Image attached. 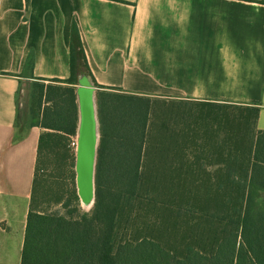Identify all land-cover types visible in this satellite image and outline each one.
I'll list each match as a JSON object with an SVG mask.
<instances>
[{"label":"trees","instance_id":"trees-1","mask_svg":"<svg viewBox=\"0 0 264 264\" xmlns=\"http://www.w3.org/2000/svg\"><path fill=\"white\" fill-rule=\"evenodd\" d=\"M81 76L93 77L75 23L71 77L35 85L28 128L45 132L22 263L264 264V132L257 131L256 107L163 101L96 84L101 137L93 210H40L44 159L56 151L66 155L73 178L58 204L83 200L78 154L68 149L79 133ZM188 106L200 114L182 128L186 118L175 108ZM21 115L19 107V127ZM198 148L201 154L192 152Z\"/></svg>","mask_w":264,"mask_h":264},{"label":"crops","instance_id":"crops-1","mask_svg":"<svg viewBox=\"0 0 264 264\" xmlns=\"http://www.w3.org/2000/svg\"><path fill=\"white\" fill-rule=\"evenodd\" d=\"M75 23L93 76L80 80L256 107L264 132V0H0V264H23L45 132L20 129L19 98L30 82L71 77Z\"/></svg>","mask_w":264,"mask_h":264},{"label":"rangeland","instance_id":"rangeland-1","mask_svg":"<svg viewBox=\"0 0 264 264\" xmlns=\"http://www.w3.org/2000/svg\"><path fill=\"white\" fill-rule=\"evenodd\" d=\"M40 81L30 82L29 86L26 88L24 93H21L19 98V107L21 112V122L20 129L26 130L28 129L29 120L34 118L33 113L37 110V103L34 100V94L37 91L36 84H40ZM49 84V83H47ZM156 98V97H155ZM154 98V99H155ZM163 101H168L166 98H158ZM186 107V106H185ZM175 108L176 113L181 115V117L186 118L185 121L182 122V128H186L187 124L190 126L193 124V118L200 114V109L194 106H188L191 108ZM189 109L193 111L188 114ZM175 111V110H174ZM161 114V110H160ZM175 125V124H174ZM173 125V126H174ZM78 145L79 139L74 137L68 142V149L70 150V154L76 153L78 154ZM190 148V147H188ZM192 152L201 154L202 149L198 148L197 151L192 149ZM70 166L68 165V159L66 155H64L60 151H56L54 153L49 154L45 157L43 163V169L41 171V187L39 194L40 201V210L47 212H56L61 214H66L68 211L72 209H78L80 215L85 213H91L94 206V201L87 203L82 200L78 205L76 202H73L72 205L68 208H64L62 205H59L57 200L58 198L68 194L72 187V173L70 171Z\"/></svg>","mask_w":264,"mask_h":264},{"label":"water","instance_id":"water-1","mask_svg":"<svg viewBox=\"0 0 264 264\" xmlns=\"http://www.w3.org/2000/svg\"><path fill=\"white\" fill-rule=\"evenodd\" d=\"M80 87L78 96L81 104V121L78 133L77 171L80 195L85 202L93 200L95 195V175L101 135L97 106L98 89L86 78H81Z\"/></svg>","mask_w":264,"mask_h":264},{"label":"bare ground","instance_id":"bare-ground-1","mask_svg":"<svg viewBox=\"0 0 264 264\" xmlns=\"http://www.w3.org/2000/svg\"><path fill=\"white\" fill-rule=\"evenodd\" d=\"M85 202H87V201H85Z\"/></svg>","mask_w":264,"mask_h":264}]
</instances>
